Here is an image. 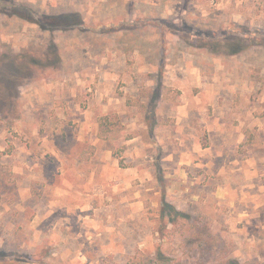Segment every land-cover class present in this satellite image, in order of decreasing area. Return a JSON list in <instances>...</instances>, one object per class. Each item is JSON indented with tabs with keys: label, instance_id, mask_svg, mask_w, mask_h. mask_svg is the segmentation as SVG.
Masks as SVG:
<instances>
[{
	"label": "rangeland",
	"instance_id": "rangeland-1",
	"mask_svg": "<svg viewBox=\"0 0 264 264\" xmlns=\"http://www.w3.org/2000/svg\"><path fill=\"white\" fill-rule=\"evenodd\" d=\"M230 262L264 264V0H0V264Z\"/></svg>",
	"mask_w": 264,
	"mask_h": 264
},
{
	"label": "trees",
	"instance_id": "trees-1",
	"mask_svg": "<svg viewBox=\"0 0 264 264\" xmlns=\"http://www.w3.org/2000/svg\"><path fill=\"white\" fill-rule=\"evenodd\" d=\"M62 23L63 22H61V21H57L58 25H62ZM112 124H114V123L109 121L107 117H102L100 120V128H99L100 136L105 138L108 136V134L114 133L116 130L114 128H112V126H111ZM228 264H236V263L230 262Z\"/></svg>",
	"mask_w": 264,
	"mask_h": 264
}]
</instances>
